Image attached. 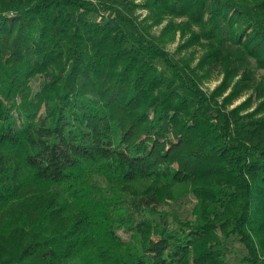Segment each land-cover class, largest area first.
Listing matches in <instances>:
<instances>
[{"label":"trees","instance_id":"1","mask_svg":"<svg viewBox=\"0 0 264 264\" xmlns=\"http://www.w3.org/2000/svg\"><path fill=\"white\" fill-rule=\"evenodd\" d=\"M234 243L264 264V0H0V264H231Z\"/></svg>","mask_w":264,"mask_h":264},{"label":"rangeland","instance_id":"2","mask_svg":"<svg viewBox=\"0 0 264 264\" xmlns=\"http://www.w3.org/2000/svg\"><path fill=\"white\" fill-rule=\"evenodd\" d=\"M138 14L141 18H144V17H146L147 12L146 11H138ZM167 22L168 21H165V22H163L162 25L154 27L152 29V33L156 37H159L161 35L163 28L167 24ZM176 22H180V20H176ZM165 39L167 41L165 47L169 52L175 53L177 55V57L193 58V66L197 64L199 58L202 56V50L198 46L191 47L190 49H187V50L182 49L180 51L181 46H183V44L185 43V41L187 39V37L182 38L180 32H176L174 35L169 34V35H167V37H165ZM258 73L262 74V72H258ZM221 81H222V76L219 74H215L210 81H208L204 84L203 88L205 90H207L208 92H211L221 83ZM41 84H42V79H38V80L34 81L32 84L33 90H37L38 88H40ZM252 95H253L252 92L245 93L242 98H240L238 101H236L234 103L233 107L244 102L246 99H248ZM192 204H193V201L191 199L190 201L188 200V202L186 204L176 205L174 207V209L178 212V214L181 215L182 218L189 217V213H190V209L192 207ZM120 235L124 239L127 238V234L120 232ZM231 246L234 247L235 252H233L231 250V247L229 246L227 248V252H228L227 256L229 258L230 263L235 264L236 261L240 257L241 247L237 243H234Z\"/></svg>","mask_w":264,"mask_h":264}]
</instances>
